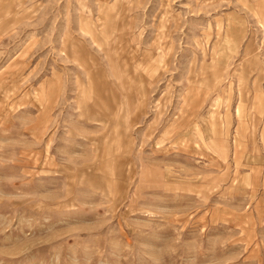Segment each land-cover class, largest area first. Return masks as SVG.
<instances>
[{
    "label": "rangeland",
    "instance_id": "374dc122",
    "mask_svg": "<svg viewBox=\"0 0 264 264\" xmlns=\"http://www.w3.org/2000/svg\"><path fill=\"white\" fill-rule=\"evenodd\" d=\"M0 264H264V0H0Z\"/></svg>",
    "mask_w": 264,
    "mask_h": 264
}]
</instances>
